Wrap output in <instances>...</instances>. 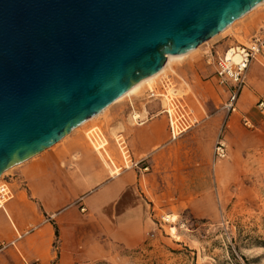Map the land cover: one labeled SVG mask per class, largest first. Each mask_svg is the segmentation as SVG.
Returning <instances> with one entry per match:
<instances>
[{"label": "rangeland", "instance_id": "374dc122", "mask_svg": "<svg viewBox=\"0 0 264 264\" xmlns=\"http://www.w3.org/2000/svg\"><path fill=\"white\" fill-rule=\"evenodd\" d=\"M254 35L264 37V4L190 55L170 62L168 69L152 83L156 94L162 93L167 83L173 84L178 89L175 97L186 102L198 122L187 131L193 130L192 135L186 136V132L177 139L175 161L169 158L168 164L163 159L150 177L143 176V191L137 181L112 209L105 211L104 215L111 220L108 230L102 229L97 215L87 213V232L80 233L87 234L91 245H101L106 252L104 256L89 257L83 264H264V115L253 105L230 115L225 107L229 82L219 86L215 80L209 81L217 55L230 46L249 43ZM258 66L255 78L247 71L243 89L247 96L257 86H263L261 92L264 91V68ZM148 88L144 85L141 94L124 97L71 132L101 159L109 176L115 175L112 172L117 168L120 172L137 173V178L143 175L138 170L142 161L131 164L127 157L130 167H125L122 152H128V147L114 125L121 120L137 124L141 118L134 120L132 113H139L138 108L152 97ZM112 111L117 114L115 120ZM243 116L250 117L251 125L243 123ZM211 117H218L219 122L210 121ZM213 123L215 137L209 145L203 138L210 139L213 133L209 126ZM91 133L102 144L99 149L90 141ZM110 136L115 141L113 145ZM217 141L225 146L222 158L215 153ZM15 167L1 175L0 183L2 179L8 181L6 174ZM149 170L150 165L142 172ZM135 206L138 215L134 224L139 240L135 245H126L114 239L118 228L115 221L119 214ZM167 214L177 216L176 222L165 220ZM171 226L176 229V236L171 234Z\"/></svg>", "mask_w": 264, "mask_h": 264}, {"label": "water", "instance_id": "95a60500", "mask_svg": "<svg viewBox=\"0 0 264 264\" xmlns=\"http://www.w3.org/2000/svg\"><path fill=\"white\" fill-rule=\"evenodd\" d=\"M262 0H0V174Z\"/></svg>", "mask_w": 264, "mask_h": 264}, {"label": "crops", "instance_id": "0c3cea01", "mask_svg": "<svg viewBox=\"0 0 264 264\" xmlns=\"http://www.w3.org/2000/svg\"><path fill=\"white\" fill-rule=\"evenodd\" d=\"M206 61L207 64L210 63L209 59ZM254 62L264 68V59L259 55L247 68L252 78L258 74V65ZM211 80L221 86L215 73V65L209 81ZM245 86L246 81L238 94L236 108L229 112L230 115L239 113L240 108L249 109L252 105L261 114L255 103L264 93L261 92L263 86H257L254 92L251 89V96L243 91ZM159 93L157 94L163 96V92ZM226 93L227 102L230 86ZM149 96L152 97H149L142 108H138V118L141 119L137 124L132 125L128 120H121L114 125L118 135H123L125 139L131 164L142 161L138 167L142 177L137 178V173L127 170L110 177L105 164L80 138L77 139L75 132L58 141L55 147L52 145L16 165L13 171L6 174V182L13 195L0 208V264H23L27 261H36L37 264H83L89 257L105 255L106 250L101 245H91L88 235L80 233L87 232V213L97 215L102 229L108 230L111 220L104 215L105 211L112 209L122 199L123 193L137 181L138 187L143 191L146 188L143 176L150 177L155 166L163 159L168 164L169 158L175 161L177 139L184 135L183 133L174 140L170 138L166 115L162 111L165 101L158 95ZM181 101L189 110L186 102L183 99ZM130 105L133 106L132 103ZM190 113L194 117L191 111ZM111 114L115 120V111ZM211 118L210 121L219 122L218 117ZM243 118L251 121L248 116H243L242 121ZM209 129L213 134L208 140L203 138V141L211 145L210 141L215 137V123ZM192 131L185 132V135H192ZM109 140L112 145L115 144L111 136ZM113 152L119 160L117 149L114 148ZM148 165L151 170L142 172L148 170ZM137 215L135 206L116 217L115 224L118 228L114 239L126 245H135L138 242V228L134 224ZM81 225L84 226L82 230Z\"/></svg>", "mask_w": 264, "mask_h": 264}, {"label": "built area", "instance_id": "2783aa9c", "mask_svg": "<svg viewBox=\"0 0 264 264\" xmlns=\"http://www.w3.org/2000/svg\"><path fill=\"white\" fill-rule=\"evenodd\" d=\"M233 48H235L240 55L238 63H234L227 57V51L221 55H217L214 61L215 73L218 77L219 84L227 82L230 84V93L225 104L228 111H234L236 108L235 103L240 90L245 84L246 71L251 61L259 55L264 59V37L261 35H254L249 43L239 44ZM255 105L257 110L261 114H264V93L258 97ZM162 111L166 115L169 135L173 140L185 133L197 122L186 105L177 97L166 99ZM243 123L247 126L251 125L250 121L246 118H243ZM215 153L217 157L220 158L225 156L226 152L223 142H216ZM12 195L6 180L2 179L0 183V204L2 206H0V208L3 207V204L10 199ZM23 264H37V262L27 261Z\"/></svg>", "mask_w": 264, "mask_h": 264}, {"label": "bare ground", "instance_id": "6f19581e", "mask_svg": "<svg viewBox=\"0 0 264 264\" xmlns=\"http://www.w3.org/2000/svg\"><path fill=\"white\" fill-rule=\"evenodd\" d=\"M264 4V0H262L261 2L257 3L254 7H252L251 9H249L246 13H244L243 15H241L240 17L234 19L229 25H227L224 29H222L221 31H219L217 34L213 35L211 38L203 41L202 43L198 44L195 48L189 50L188 52L186 53H181V54H176V55H172V54H168L166 56V60L164 62V64L161 66V68L159 70H157L156 72H154L153 74L149 75V76H146V77H143L141 78L137 83H135L131 88H129L126 92H124L122 95H120L118 98H116L113 102H111L108 106H106L105 108H103L101 111L97 112L96 114L92 115L91 117H88L87 119H85L84 121H82L81 123H79L77 126L73 127L72 130L69 132L71 133L72 131H75L77 130L79 127L83 126L84 124H87L89 121L95 119L96 117H98L101 113H103L105 110H107V108H109L111 105L117 103L118 101H120L121 99H123L124 97H127V96H130L131 94H141L142 91H141V87H143L144 85H148L149 88H148V91L150 92L149 95H159V94H154V89L152 88V83L155 81V79L162 73L165 72V70L168 69L169 67V64L170 62L174 61V60H179V59H182L184 58L185 56L187 55H190L191 53H193L194 51H196L201 45H203L204 43H207L209 42L211 39L217 37L218 35L224 33L234 22H237L239 21L240 19L246 17L247 15H250L251 13L254 12V10L260 6V5H263ZM229 49L226 50L227 51V57L230 58L231 61H233L234 63H238L239 60H240V55L239 53L237 52V50L235 48H233V46H230L228 47ZM177 91L178 89L173 85V84H170V83H167L166 85H164V91H163V96H162V99L166 102V99H170L171 97H175V95L177 94ZM140 116L139 113L137 112H133L132 113V117L134 120H136L138 117ZM69 133H67L65 136H63L62 138H60L58 141H60L61 139H63L64 137H66ZM89 139L90 141L93 143L94 147L96 149H99L102 144L99 142L97 136L94 134V133H91V135H89ZM58 141H56L55 143H53L52 145L56 144ZM52 145H50L49 147H51ZM127 151H123L122 152V155L123 157L125 158V166L126 167H129V163L127 160V157H128V154L126 153ZM40 153V152H39ZM107 155V158L109 159L110 163H112V165H114L115 167V164H114V161L113 159L111 158V156L106 153ZM23 162V161H22ZM22 162L16 164V165H19L21 164ZM16 165H13L7 169H5L4 171L1 172L0 174V177L3 173H5L6 171H8L9 169L15 167ZM118 170V168H117ZM114 171L112 174H117L119 173V171ZM5 204V203H4ZM4 204H3V207H4ZM0 206H2L0 204ZM2 208V207H1ZM164 219L165 220H169L170 222L172 223H175L176 220H177V216L175 215H166L164 216ZM170 232L171 234L173 235H177L176 234V229L174 228V226H171L170 228Z\"/></svg>", "mask_w": 264, "mask_h": 264}]
</instances>
